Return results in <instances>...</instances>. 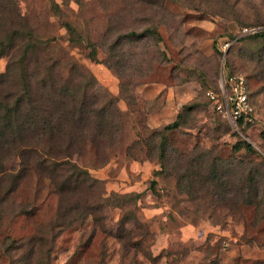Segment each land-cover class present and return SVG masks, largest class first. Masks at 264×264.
Listing matches in <instances>:
<instances>
[{
	"label": "rangeland",
	"instance_id": "rangeland-1",
	"mask_svg": "<svg viewBox=\"0 0 264 264\" xmlns=\"http://www.w3.org/2000/svg\"><path fill=\"white\" fill-rule=\"evenodd\" d=\"M245 28L264 0H0V108L35 124L0 136V264H264V134L204 95L241 74L264 121Z\"/></svg>",
	"mask_w": 264,
	"mask_h": 264
},
{
	"label": "built area",
	"instance_id": "built-area-1",
	"mask_svg": "<svg viewBox=\"0 0 264 264\" xmlns=\"http://www.w3.org/2000/svg\"><path fill=\"white\" fill-rule=\"evenodd\" d=\"M254 32L256 30L245 28L239 37ZM234 42L227 41L219 48L220 52L225 56ZM206 95L212 101L214 110L227 119L235 129L240 130L241 125H250L253 130L258 129L264 133V122L259 119L254 108L250 86L243 75H230L224 68L219 79V90H209Z\"/></svg>",
	"mask_w": 264,
	"mask_h": 264
},
{
	"label": "trees",
	"instance_id": "trees-1",
	"mask_svg": "<svg viewBox=\"0 0 264 264\" xmlns=\"http://www.w3.org/2000/svg\"><path fill=\"white\" fill-rule=\"evenodd\" d=\"M244 38L264 39V32L256 31V32H254V34L246 35L244 37L243 36L242 37H234L231 40L235 41V43H234V45H235L241 39L244 40ZM2 44H3V42L0 40V45H2ZM28 47L30 48V46H28ZM220 54L223 55L221 52H220ZM229 74L230 75H241V74H237V73H233V72H229ZM247 81H248V79H247ZM262 82H263V79L260 78V84H263ZM248 84H249V81H248ZM249 86H250V84H249ZM209 90L218 91L219 90V81L217 82V85L215 86V88L211 87L204 92V95L206 96L210 105L212 106L211 107L212 110L215 112L216 110H214V108H213L214 106H213L212 101L206 95V93ZM250 94H251V89H250ZM251 100L254 104L255 110L258 113L259 119L263 121V119L259 115L258 107H257L258 105L253 98V94H251ZM6 102H7L6 106L2 105L0 108V136H6V135L15 136V135L19 134L20 137L24 138L25 142L31 141L30 139L33 138L32 132H33L34 127H35L34 122H32L30 124H28V122H26V121H24L22 123L19 122V121H21V120H19V115H20V111L22 110L21 106H23V99L20 98L18 101H16L13 104H11V102H12L11 99H6ZM4 106H5V108H8V110L5 111L4 109H2V108H4ZM11 107H13V108H11ZM50 124L52 125V123H50ZM56 125H58V124H56ZM177 125H178V122H175L172 126H173V128H175ZM55 128L56 127H49V126L44 124L40 129H41V131H44L45 135H48L49 132H50V135H53L54 134L53 130H55ZM242 130L243 131H246V130L253 131V129L250 125H247V126L241 125L240 131H242ZM262 134H264V133H262ZM244 147H245L246 151L248 150V151L252 152V146L248 143L247 144H243V143L239 144V146L236 149L241 150L242 148L244 149Z\"/></svg>",
	"mask_w": 264,
	"mask_h": 264
}]
</instances>
